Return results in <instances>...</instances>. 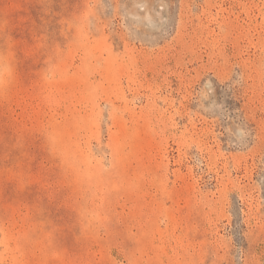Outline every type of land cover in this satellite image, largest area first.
Instances as JSON below:
<instances>
[{
  "label": "rangeland",
  "instance_id": "1",
  "mask_svg": "<svg viewBox=\"0 0 264 264\" xmlns=\"http://www.w3.org/2000/svg\"><path fill=\"white\" fill-rule=\"evenodd\" d=\"M0 264H264V0H0Z\"/></svg>",
  "mask_w": 264,
  "mask_h": 264
}]
</instances>
